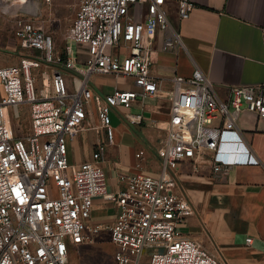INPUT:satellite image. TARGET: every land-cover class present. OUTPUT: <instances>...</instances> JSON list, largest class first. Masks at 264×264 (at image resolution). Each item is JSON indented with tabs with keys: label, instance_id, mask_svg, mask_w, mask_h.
I'll return each mask as SVG.
<instances>
[{
	"label": "built area",
	"instance_id": "obj_1",
	"mask_svg": "<svg viewBox=\"0 0 264 264\" xmlns=\"http://www.w3.org/2000/svg\"><path fill=\"white\" fill-rule=\"evenodd\" d=\"M35 3L0 0V12L13 19L14 36L33 52L18 64L0 66L4 90L0 97V264H70L71 246L89 243L101 231L107 232L115 248V264H227L182 232L193 210L175 190L173 172L180 162L205 150L212 154L216 175L226 174L232 166L258 164L237 121L243 111L264 120V83L231 86L228 97L221 99L199 69L190 77L171 76L169 118L158 149L159 172L119 173L117 190H107L102 163L106 146L114 139L110 110L129 108L137 95L157 92V79L150 72V40L159 30H171L162 49L181 45L179 32L171 29L169 3L179 20L190 16L194 3L79 0L67 30L64 59L53 51L51 35L36 21ZM71 43L85 48L82 60L73 54ZM42 65L50 68L43 71L50 92L34 88L31 70ZM65 70L83 77L67 75ZM91 73L131 77L139 91L116 89L99 97L88 86ZM90 102L95 105L97 125L89 128L102 136L88 160L72 163L68 141L84 127ZM21 104L28 107L26 131L19 121ZM10 111L19 125L17 136ZM125 118L132 125L144 120L141 113ZM143 154L139 150L135 157L142 160ZM96 198L114 207L111 224L90 221Z\"/></svg>",
	"mask_w": 264,
	"mask_h": 264
},
{
	"label": "crops",
	"instance_id": "obj_2",
	"mask_svg": "<svg viewBox=\"0 0 264 264\" xmlns=\"http://www.w3.org/2000/svg\"><path fill=\"white\" fill-rule=\"evenodd\" d=\"M191 1L194 8L186 20H179L169 3L171 29L179 32L181 45L162 49L171 30H159L150 40V72L157 79V92L137 95L129 108L110 110L114 139L106 146L102 163L107 190H117L119 173L159 172L158 149L169 118L171 76L190 77L199 69L221 99L228 97L231 86L264 83V0ZM78 48L85 57V48ZM65 73L83 77L72 70ZM88 86L99 97L116 89L139 91L131 77L100 73L90 74ZM3 95L0 83V97ZM87 111L84 127L68 141L69 160L76 164L90 158L102 136L99 130L89 128L97 125L93 102ZM137 113L144 120L135 126L125 115ZM237 127L259 163L232 166L226 174L216 175L209 151L180 162L173 172L175 190L187 198L193 210L181 230L227 264H264V120L243 111ZM139 150L144 152L142 160L135 157ZM114 214V207L96 198L90 221L109 225Z\"/></svg>",
	"mask_w": 264,
	"mask_h": 264
},
{
	"label": "rangeland",
	"instance_id": "obj_3",
	"mask_svg": "<svg viewBox=\"0 0 264 264\" xmlns=\"http://www.w3.org/2000/svg\"><path fill=\"white\" fill-rule=\"evenodd\" d=\"M10 1L12 3L15 2V0ZM35 1L37 11L36 21L40 22L51 35L53 51L64 54L63 50L67 40V30L79 0H51L50 3L43 2L42 0ZM33 10L34 8L31 11ZM78 46L76 43H71L73 54L82 60L84 58L83 53ZM32 53L23 42L14 36L13 19L9 15L0 12V62H2L0 66L18 64L22 58L31 56ZM49 69V67L42 65L38 69L31 70L35 79L34 88L36 92L44 89L49 90L47 75L43 74V71L47 73ZM19 112L20 124L23 130L26 131L28 128L27 105L21 104ZM9 114L12 130L14 135L17 136L19 134V125L11 111ZM114 251L115 248L110 243L107 232L101 231L92 236L91 242L71 246L69 260L70 264H115L113 258Z\"/></svg>",
	"mask_w": 264,
	"mask_h": 264
},
{
	"label": "trees",
	"instance_id": "obj_4",
	"mask_svg": "<svg viewBox=\"0 0 264 264\" xmlns=\"http://www.w3.org/2000/svg\"><path fill=\"white\" fill-rule=\"evenodd\" d=\"M61 58L64 59L65 58V54H61Z\"/></svg>",
	"mask_w": 264,
	"mask_h": 264
},
{
	"label": "bare ground",
	"instance_id": "obj_5",
	"mask_svg": "<svg viewBox=\"0 0 264 264\" xmlns=\"http://www.w3.org/2000/svg\"><path fill=\"white\" fill-rule=\"evenodd\" d=\"M26 7V6H25ZM33 8H29V7H27V10H32Z\"/></svg>",
	"mask_w": 264,
	"mask_h": 264
}]
</instances>
